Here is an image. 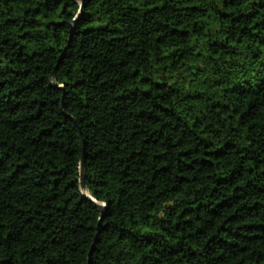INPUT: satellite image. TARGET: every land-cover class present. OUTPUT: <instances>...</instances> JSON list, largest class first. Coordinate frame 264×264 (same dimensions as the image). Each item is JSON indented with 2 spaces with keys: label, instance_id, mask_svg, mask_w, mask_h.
<instances>
[{
  "label": "trees",
  "instance_id": "trees-1",
  "mask_svg": "<svg viewBox=\"0 0 264 264\" xmlns=\"http://www.w3.org/2000/svg\"><path fill=\"white\" fill-rule=\"evenodd\" d=\"M0 264H264V0H0Z\"/></svg>",
  "mask_w": 264,
  "mask_h": 264
},
{
  "label": "water",
  "instance_id": "water-1",
  "mask_svg": "<svg viewBox=\"0 0 264 264\" xmlns=\"http://www.w3.org/2000/svg\"><path fill=\"white\" fill-rule=\"evenodd\" d=\"M81 10V7H80ZM80 169H79V185H80V191L84 196H87L86 192H85V170H84V145H83V141L81 138V134H80ZM96 208L101 212V217H102V210L104 205L103 204H99L97 202H94ZM101 217L98 221V225L100 224V220ZM90 254V253H89Z\"/></svg>",
  "mask_w": 264,
  "mask_h": 264
}]
</instances>
